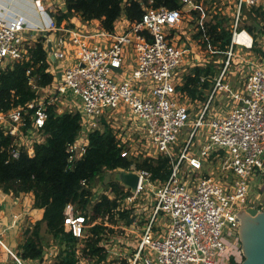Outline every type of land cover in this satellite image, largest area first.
I'll return each mask as SVG.
<instances>
[{"label": "built area", "instance_id": "2783aa9c", "mask_svg": "<svg viewBox=\"0 0 264 264\" xmlns=\"http://www.w3.org/2000/svg\"><path fill=\"white\" fill-rule=\"evenodd\" d=\"M139 1H144L141 19L128 20L121 30L117 26L113 31L101 26L92 30L65 28L51 17L50 28L67 32L49 49L48 62L56 85H49L45 98L39 95L26 106L0 109V127L15 136L14 157L22 148L31 152L36 142L45 139L41 130L47 105H57L59 97L69 96L80 103L68 110L78 109L82 124L78 139L68 146L69 161L83 155L90 131H102L107 125L116 131L124 156L161 154L170 158L172 171L165 181L151 178L147 170L128 169L136 171L140 179L135 190L125 185L130 193L120 199L117 209L132 210L136 224L142 219L136 220L135 210L140 206L147 210L140 235L133 226L123 225L121 220L125 219L119 213L114 217L118 225L110 224L108 215L93 221L121 228L100 242L107 254L106 262L100 264H231L233 259L238 264L242 257L235 255L224 228L235 240L241 224L238 212L252 207L251 180L256 174L264 176V57L260 56L239 84L228 79L227 67L234 47L253 48L256 39L240 26V20L243 7L262 6V0H215L235 9L231 44L227 64L218 74L208 76L213 85L207 98L195 100L201 102L194 116L189 105L192 99L177 90L183 82L179 69L191 64L185 62L187 51L177 40L176 27L185 11L156 7L154 0ZM213 11L228 14L221 6ZM187 13L194 19L192 12ZM28 25L22 13L0 14V69L13 67L28 56L32 42L26 36ZM52 58L58 60L57 65ZM223 95L228 98L227 109L216 115L214 102ZM30 109H34L29 117L31 125L24 130ZM186 127L187 140L181 147L177 140ZM199 134L204 140L200 150L193 151ZM205 166L208 170L204 171ZM189 175L194 176L190 181L186 178ZM105 193L114 197L111 191ZM160 214L168 220L164 228ZM85 221L83 214H75L73 204H67L65 224L80 241L86 237ZM0 243L18 264H24L1 238Z\"/></svg>", "mask_w": 264, "mask_h": 264}, {"label": "trees", "instance_id": "16d2710c", "mask_svg": "<svg viewBox=\"0 0 264 264\" xmlns=\"http://www.w3.org/2000/svg\"><path fill=\"white\" fill-rule=\"evenodd\" d=\"M65 1L66 11H48L58 26L64 20L80 15L83 21L98 19L102 28L113 31L122 15L130 22H136L144 12V1L139 0ZM196 2L184 4L180 0H154L153 5L192 12L193 21H197L193 38L204 51L213 55V61L226 57L231 44L233 18L221 11L203 9L200 0ZM262 9L261 6H245L242 10L244 19L240 26L253 33L255 39L258 34H264V26L260 25V18H264ZM69 26L73 27V24ZM47 42L46 37L32 40L26 58L15 62L13 67L0 69L1 110L26 106L40 95L41 88L52 84L54 74L49 70ZM257 43L255 41L254 45ZM215 72L214 62L196 64L191 72L185 73L177 90L192 100H205L213 85L208 76H214ZM202 76L206 78L202 80ZM33 111L30 109L26 116L22 126L24 130L31 125L29 117ZM46 112L47 118L41 130L44 141L36 142L31 152L22 148L18 157L12 153L15 136L0 127V189L13 195L32 192L33 206L43 208L42 218L24 229L18 255L21 259L43 258L46 250L44 238L47 234L53 243L58 244L55 264H79L81 257L92 264L105 263L106 249L100 242L113 232V228L102 220L96 223L93 221L108 215L110 222H116L114 217L119 213L121 219L131 223L134 216L132 210L117 209L120 199L130 193L125 185L117 180L108 181L107 190L113 192L114 197L102 193L93 202L94 181L107 170H128L132 166L138 170H147L153 179L165 181L171 174L172 163L168 156L161 154L144 158L124 156L116 131L109 125L102 131H90L85 152L71 162L67 149L80 135L81 113L78 109L59 111L56 104L47 105ZM69 203L74 205L75 214L85 216L86 237L82 241L65 224V209ZM235 263L233 259L231 264Z\"/></svg>", "mask_w": 264, "mask_h": 264}, {"label": "rangeland", "instance_id": "374dc122", "mask_svg": "<svg viewBox=\"0 0 264 264\" xmlns=\"http://www.w3.org/2000/svg\"><path fill=\"white\" fill-rule=\"evenodd\" d=\"M203 9H208V11H213L214 9H219V6H221L223 9H225L226 13H228L232 18L235 16V9L234 7H229L223 4H220V2H216L215 0H201ZM205 5V6H204ZM256 7V6H255ZM259 7V6H257ZM187 9H185V16L183 20L179 23V25L176 27L178 36L177 40L178 42L182 45V47L187 51L188 55H185V62L192 63L186 64L179 69V73L181 77H184L185 73L191 72L193 67L196 65L197 62H200L202 65H206L208 63L214 62L215 68H216V74H218L221 69L225 66V63L228 58V52L226 57H222L221 59L218 60H212L214 59L212 54L207 53V51H204L197 40L193 38V34L197 29V24L196 22L192 21V17L187 13ZM244 19V16H241L240 23L242 24ZM261 19L264 21V18L261 17ZM260 19V21H261ZM262 25V24H261ZM253 34V33H252ZM255 37V35L253 34ZM259 37L256 36V41H258L257 45H254L252 49H242L240 46L234 47V55L230 59V63L227 67V75L228 79L233 83V84H239L245 77L246 74L251 72L252 68L254 67V63H257L260 61V56L264 57V48L261 47V44H263L262 39H264L263 34H258ZM258 38V39H257ZM191 47V49H190ZM195 49V50H194ZM258 49V50H257ZM260 49V50H259ZM261 51V52H259ZM194 55H197L194 56ZM193 61V62H192ZM223 63V64H222ZM227 64V63H226ZM210 81L213 83V81L210 79ZM56 85V82H53V86ZM209 90V89H208ZM40 95L43 96L44 98L46 97L47 93L43 90H40ZM228 101V98L225 97V95L218 97L215 102H214V108H213V113L216 115H221L223 114L227 107L226 103ZM201 101H193L190 103L187 101V103H190L189 105L191 106L192 109V115L194 116V113L197 112L198 106L200 105ZM188 128H184L183 131L179 134L178 137V144L181 147L184 145L185 140H187V131ZM204 140V137L199 134L197 137L194 139V144L191 147L193 151H199L200 146L202 141ZM208 170V168L205 166L204 171ZM186 178L190 181L192 178H194L193 175L186 176ZM110 180H117L120 183V170H114V171H105L99 178H97L94 181V196L92 198V201L94 202L102 193L108 192L110 193L109 190H107V182ZM123 185V183H122ZM250 197H251V203L250 205L252 207H257L260 211L264 210V176L262 174H256L255 177L251 180V192H250ZM92 202V203H93ZM249 207V205H248ZM247 208V207H246ZM246 212L247 210L244 209ZM135 213H138L136 220L138 223L136 224V221H132L131 223H127V220H121L123 225H129L133 226L134 230H136L137 234L140 235V232L143 230L142 222H144L143 217L147 214V210H144L141 206L138 207ZM144 213V214H143ZM248 213V212H247ZM249 214V213H248ZM241 218V217H240ZM35 222V221H34ZM159 222L162 228H164L165 224L168 223V220H166V216L160 214L159 215ZM33 223L25 224L24 229L28 228L30 225ZM110 224L118 225L114 221L110 222ZM109 224V225H110ZM241 224H242V218H241ZM240 224V225H241ZM113 230L118 229L119 232L121 230L120 227H111ZM160 228V227H159ZM240 228V226H239ZM44 229V227H43ZM224 233H225V238L228 241H232L231 245L234 247L233 251L235 252V255L238 257H242L241 261L242 262L245 259V254L243 250V241L240 235V230L238 229L237 235H236V241L234 240V237L232 235L228 234V228H224ZM45 248L46 252H44V257L43 259V264H55L56 261V254L58 252V244L53 243L51 240V237L48 236L47 234L45 235ZM238 247V249L236 248ZM45 258V259H44ZM26 264H29L28 261H25ZM93 262L88 261V259L85 258H80L79 264H92ZM0 264H7L6 260V251L2 248L0 244ZM106 264H112V262L106 263Z\"/></svg>", "mask_w": 264, "mask_h": 264}, {"label": "crops", "instance_id": "0c3cea01", "mask_svg": "<svg viewBox=\"0 0 264 264\" xmlns=\"http://www.w3.org/2000/svg\"><path fill=\"white\" fill-rule=\"evenodd\" d=\"M261 5V7L263 8L262 12L264 14V0H262ZM57 9L66 11V1L0 0V14H24L28 18L29 24L26 36L31 40H36L40 37H46V39L48 40V45L46 46L47 49H50L52 45H55L58 38L63 37L67 34V32L63 29L56 30L50 28L51 21L53 20L48 11H55ZM261 22L263 23L264 21L261 19L260 23ZM71 24H73L74 28L83 27L84 29L92 30L100 26V21L98 19L83 21L80 15H75L70 17L69 20H64L62 23V27L69 28V25ZM128 24V19L125 15H122L116 22L115 26H117V30H121ZM257 37L259 36L257 35ZM262 37H264V34ZM263 40L264 39H262V41ZM261 47L264 48V41L263 44H261ZM57 61L58 60H56L55 58H52V62L54 65H57ZM49 70L52 72V70L54 69H52V66H50ZM49 88V86H46L41 88V90L47 92ZM57 105L59 106V111H64L68 110L71 105H73V107H75V105L80 106V103L78 100H74L73 97L68 96L65 98L59 97V99H57ZM82 141L83 138L79 140V142ZM215 165L216 162L215 164H213V167H215ZM33 202L34 195L32 192L28 194L21 193L19 195H13L12 193H5L0 189V238L5 243V245L8 246L17 255L20 249L19 245L24 238L23 228L25 224H29L31 222L33 223L43 216V208H35L33 206ZM1 246L6 251L7 264H18V262L14 259V256L8 251V249L2 244ZM22 261L24 264H26L25 261H28L29 264H43L42 258L22 259Z\"/></svg>", "mask_w": 264, "mask_h": 264}, {"label": "water", "instance_id": "95a60500", "mask_svg": "<svg viewBox=\"0 0 264 264\" xmlns=\"http://www.w3.org/2000/svg\"><path fill=\"white\" fill-rule=\"evenodd\" d=\"M120 179L123 185L132 190L137 188L139 174L136 171H120ZM238 212L242 218L240 235L243 241L245 259L238 264H264V210L257 207H248ZM240 218V221H241Z\"/></svg>", "mask_w": 264, "mask_h": 264}]
</instances>
